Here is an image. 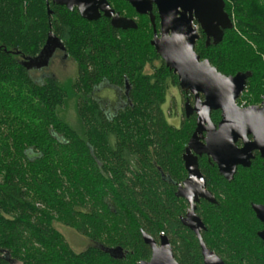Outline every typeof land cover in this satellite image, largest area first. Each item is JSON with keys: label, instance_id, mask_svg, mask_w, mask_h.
<instances>
[{"label": "trees", "instance_id": "1", "mask_svg": "<svg viewBox=\"0 0 264 264\" xmlns=\"http://www.w3.org/2000/svg\"><path fill=\"white\" fill-rule=\"evenodd\" d=\"M108 2L137 29L115 28L105 17L90 22L48 0H0V264H139L152 254L143 233L167 236L179 264H204L196 235L181 222L188 204L176 196L196 118L169 124L163 107L169 83L179 81L151 46L153 25L127 2ZM225 2L234 28L218 45L202 34L195 51L226 76L250 73L244 93L258 105L264 0ZM50 34L77 65L68 84L35 80L26 62L40 57ZM102 87L117 91L116 105L100 100ZM72 99L79 128L60 117ZM211 119L218 124L220 112ZM199 167L216 201L197 205L206 245L225 264H264V225L252 210L264 204V160L257 155L231 182L206 157ZM56 223L92 245L75 252Z\"/></svg>", "mask_w": 264, "mask_h": 264}, {"label": "water", "instance_id": "2", "mask_svg": "<svg viewBox=\"0 0 264 264\" xmlns=\"http://www.w3.org/2000/svg\"><path fill=\"white\" fill-rule=\"evenodd\" d=\"M53 4L73 11L77 10L82 19L93 22L101 17L111 19L115 28L137 29L133 20L117 13L108 0H48ZM139 16H148L154 37L151 46L164 62L166 68L178 77L179 87L185 94L193 96V104H184L187 118L195 115L196 129L188 142L183 161L188 178L178 187L176 196L185 199L190 206L182 224L198 238L204 264H225L213 251L207 248L201 231L205 229L196 213L200 199L211 204L216 201L207 190L206 180L200 171L199 159L207 156L218 168L219 174L231 182L239 167L250 168L255 152L264 159V101L260 106L241 108L237 102L246 89L250 73L226 76L196 53L195 47L200 33L207 43L218 45L226 31L234 28V23L226 12L225 0H123ZM154 7L160 21L157 34L153 13ZM57 50L65 52L63 42L49 35L46 47L40 57L27 60L30 70L46 68ZM221 113L218 125L212 122L211 114ZM252 137V140H250ZM238 143H242L240 147ZM257 219L264 223V206L253 205ZM143 241L151 249L149 261L139 264H179L175 259L167 236L161 235L157 241L143 233ZM258 236L264 241V231ZM102 250L113 258L125 256L122 248Z\"/></svg>", "mask_w": 264, "mask_h": 264}, {"label": "rangeland", "instance_id": "3", "mask_svg": "<svg viewBox=\"0 0 264 264\" xmlns=\"http://www.w3.org/2000/svg\"><path fill=\"white\" fill-rule=\"evenodd\" d=\"M123 12L129 13L126 10H124ZM132 16L133 14L131 13L130 17L132 18ZM134 19H137L138 21L137 17ZM159 65L160 63H157V66ZM146 71L147 73L151 72L149 68H147ZM32 76L37 81H43L46 78H53L56 81L68 84L77 76V65L65 54V52L57 50L54 56L51 58L48 66L46 68H43L42 70L33 71ZM244 94L245 98H243V100L241 101V105H243V108L251 106V104H253L254 100L256 99L255 94L250 93L249 90H247ZM98 97L101 101H104V103H109L110 105L117 104V91L110 87H102L99 90ZM240 99L242 98L240 97ZM257 101L260 104L262 101H264V96L259 97ZM184 103V94L182 93L180 87L169 83L166 103L164 104L163 108L166 112L167 119L170 125L177 128L180 127L184 115ZM75 104L76 101L74 99L70 100L68 104L60 111V117L71 124L73 127L79 128ZM55 228L63 234L68 244L75 252L84 251L92 245V242L89 239L80 234L74 228L63 225L61 223H56Z\"/></svg>", "mask_w": 264, "mask_h": 264}, {"label": "flooded vegetation", "instance_id": "4", "mask_svg": "<svg viewBox=\"0 0 264 264\" xmlns=\"http://www.w3.org/2000/svg\"><path fill=\"white\" fill-rule=\"evenodd\" d=\"M153 13H154V15L156 16V19H155V21L158 19V25H159V27H157V26H155L156 28V31H157V34H159V32H160V21H159V17H158V15H157V9L154 7V9H153ZM145 17H148V16H145ZM149 18V17H148ZM156 25V24H155ZM201 35H202V33H200V38H201ZM153 37H154V28H153ZM199 41V40H198ZM197 41V42H198ZM207 42V41H206ZM209 42L207 43V45L209 46ZM184 94V97H185V103H186V101H190L191 102V104H193V101H194V98H193V96H191L190 94H185V93H183ZM263 102V101H262ZM262 102L260 103V104H258V105H251V106H260L261 104H262ZM184 103V104H185ZM251 106H247V107H251ZM247 107H244V108H247ZM184 109V108H183ZM184 115H185V113H184ZM220 115H221V113H220ZM193 116H195V115H193ZM196 118V117H195ZM220 122V121H219ZM219 124V123H218ZM218 124H215V125H218ZM250 140H252V137H250ZM238 145L241 147L242 146V143H238ZM259 156L261 159H263L262 157H261V155L259 154V152H255L254 153V156H255V158H256V156ZM204 157H206L208 160H210L207 156H203V157H201L200 159H203ZM254 158V159H255ZM199 159V160H200ZM264 160V159H263ZM211 161V160H210ZM254 161V160H253ZM212 162V161H211ZM213 163V162H212ZM214 164V163H213ZM215 165V164H214ZM239 168H241V167H239ZM238 168V169H239ZM187 178H188V176H187ZM181 185V184H180ZM179 185V186H180ZM178 186V187H179ZM178 187H177V191H178ZM208 190V189H207ZM209 191V190H208ZM210 192V191H209ZM211 193V192H210ZM185 200V199H184ZM186 201V200H185ZM202 201H205V200H202V199H200V202L199 203H197L196 204V213H197V205H199V204H201V202ZM207 202V201H206ZM186 203L188 204V209H187V211H186V213H185V215H184V217L181 219V222H182V220L183 219H185L186 218V215H187V213H188V211H189V209H190V206H189V203L186 201ZM254 205V204H253ZM253 205H252V207H253ZM255 205H261V206H264V204H255ZM252 210H253V208H252ZM254 212V211H253ZM255 213V212H254ZM198 215V214H197ZM256 216V215H255ZM200 218V217H199ZM257 218V217H256ZM201 219V218H200ZM203 222V221H202ZM262 223V222H261ZM204 224V223H203ZM263 225H264V223H263ZM205 226V225H204ZM187 228V227H186ZM205 229H206V227H205ZM205 229L204 230H202L201 231V235H202V233L205 231ZM262 231H264V226H263V229L261 230V231H259L258 232V234L260 233V232H262ZM195 235V234H194ZM196 238H197V236H196ZM202 238H203V236H202ZM260 238V237H259ZM198 239V238H197ZM261 239V238H260ZM199 241V240H198ZM204 241V240H203ZM263 241V240H262ZM264 242V241H263ZM205 243V242H204ZM206 244V243H205ZM199 246H200V242H199ZM207 246V245H206ZM207 248L208 249H210L208 246H207ZM200 250H201V247H200ZM211 250V249H210ZM211 251H213V250H211ZM214 252V251H213ZM215 253V252H214ZM216 254V253H215ZM202 255V254H201ZM222 259V258H221ZM223 260V259H222ZM224 261V260H223ZM204 263V262H203ZM225 263V262H224Z\"/></svg>", "mask_w": 264, "mask_h": 264}, {"label": "built area", "instance_id": "5", "mask_svg": "<svg viewBox=\"0 0 264 264\" xmlns=\"http://www.w3.org/2000/svg\"><path fill=\"white\" fill-rule=\"evenodd\" d=\"M239 107L243 108V105H241V106H239Z\"/></svg>", "mask_w": 264, "mask_h": 264}]
</instances>
